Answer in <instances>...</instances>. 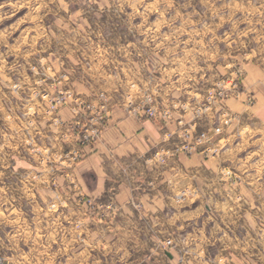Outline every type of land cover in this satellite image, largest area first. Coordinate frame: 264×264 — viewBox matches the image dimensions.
<instances>
[{
	"label": "rangeland",
	"instance_id": "obj_1",
	"mask_svg": "<svg viewBox=\"0 0 264 264\" xmlns=\"http://www.w3.org/2000/svg\"><path fill=\"white\" fill-rule=\"evenodd\" d=\"M255 92L264 0H0V264H264ZM119 109L169 137L93 192L80 164ZM198 154L219 167L192 180Z\"/></svg>",
	"mask_w": 264,
	"mask_h": 264
},
{
	"label": "crops",
	"instance_id": "obj_2",
	"mask_svg": "<svg viewBox=\"0 0 264 264\" xmlns=\"http://www.w3.org/2000/svg\"><path fill=\"white\" fill-rule=\"evenodd\" d=\"M257 95L261 96L262 99L264 97V93L261 92H257ZM261 101L264 102V100ZM236 103L239 108L243 107L240 102ZM110 123V126L103 133L102 137L93 147L88 149L86 159L80 164L83 181L93 192L103 191L107 187L108 172L104 164L106 158L113 157L117 160L128 159L139 153H147L152 149V146L167 140L169 137L167 131H164L158 122L150 118L142 119L135 114L129 115L123 109L114 110ZM171 133L173 134L174 132ZM225 141L226 137L220 140L219 145ZM189 159L192 162H184L182 159L181 163L186 171L195 172L191 174L192 180L194 177H202L205 172L218 169L219 167L217 161L206 159L202 154H198L195 158ZM87 174H90L94 180V186L91 188L88 186V181L85 178ZM124 193L126 194V198H129L131 195L129 190L123 188L121 196ZM153 198H157L159 202L164 200L160 192L153 196ZM164 203L166 202L164 201ZM207 209L211 211L209 206H207ZM168 257L174 259L172 254L168 255Z\"/></svg>",
	"mask_w": 264,
	"mask_h": 264
},
{
	"label": "built area",
	"instance_id": "obj_3",
	"mask_svg": "<svg viewBox=\"0 0 264 264\" xmlns=\"http://www.w3.org/2000/svg\"><path fill=\"white\" fill-rule=\"evenodd\" d=\"M78 100H80V99H78ZM150 111H152V110H150ZM91 113H95L96 114V116H98V117H100V118H103V115H101V114H99V113H97V111H91ZM217 131H220V129L219 128H217L216 129ZM99 137V135L97 136V138ZM212 140H213V138L208 134V133H203L202 135H200V136H198L197 138H196V142H195V144H192V145H189V144H187V145H184V146H182L181 148H178V150H183V149H185V150H193L195 147H196V145H198L199 144V142H202V143H205V142H212ZM159 154H157V156H158ZM165 160V158L163 157V156H161L160 158H159V161H164Z\"/></svg>",
	"mask_w": 264,
	"mask_h": 264
},
{
	"label": "water",
	"instance_id": "obj_4",
	"mask_svg": "<svg viewBox=\"0 0 264 264\" xmlns=\"http://www.w3.org/2000/svg\"><path fill=\"white\" fill-rule=\"evenodd\" d=\"M168 255H171L170 253Z\"/></svg>",
	"mask_w": 264,
	"mask_h": 264
}]
</instances>
